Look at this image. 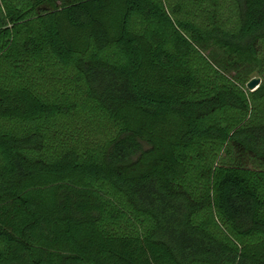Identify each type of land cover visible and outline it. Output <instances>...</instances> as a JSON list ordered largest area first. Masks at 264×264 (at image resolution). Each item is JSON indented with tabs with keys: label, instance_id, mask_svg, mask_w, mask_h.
Listing matches in <instances>:
<instances>
[{
	"label": "trees",
	"instance_id": "trees-1",
	"mask_svg": "<svg viewBox=\"0 0 264 264\" xmlns=\"http://www.w3.org/2000/svg\"><path fill=\"white\" fill-rule=\"evenodd\" d=\"M0 264H264V0H0Z\"/></svg>",
	"mask_w": 264,
	"mask_h": 264
},
{
	"label": "rangeland",
	"instance_id": "rangeland-1",
	"mask_svg": "<svg viewBox=\"0 0 264 264\" xmlns=\"http://www.w3.org/2000/svg\"><path fill=\"white\" fill-rule=\"evenodd\" d=\"M224 9L223 11H225V15L226 17L228 18H234L235 16V7L233 5H231L230 3L229 4H226L223 6ZM252 79L255 78V77H258L261 79V75L256 71L254 72L252 75H251ZM257 88V87H256Z\"/></svg>",
	"mask_w": 264,
	"mask_h": 264
},
{
	"label": "water",
	"instance_id": "water-1",
	"mask_svg": "<svg viewBox=\"0 0 264 264\" xmlns=\"http://www.w3.org/2000/svg\"><path fill=\"white\" fill-rule=\"evenodd\" d=\"M260 82H261V79L258 77H255L248 82V88L251 90H255L256 87L259 86Z\"/></svg>",
	"mask_w": 264,
	"mask_h": 264
}]
</instances>
